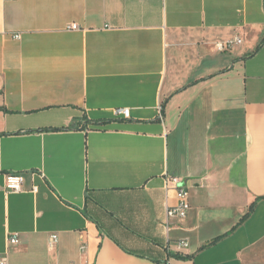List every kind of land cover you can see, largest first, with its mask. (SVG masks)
I'll list each match as a JSON object with an SVG mask.
<instances>
[{
  "label": "crops",
  "instance_id": "obj_1",
  "mask_svg": "<svg viewBox=\"0 0 264 264\" xmlns=\"http://www.w3.org/2000/svg\"><path fill=\"white\" fill-rule=\"evenodd\" d=\"M1 257L264 264V0H0Z\"/></svg>",
  "mask_w": 264,
  "mask_h": 264
},
{
  "label": "built area",
  "instance_id": "obj_2",
  "mask_svg": "<svg viewBox=\"0 0 264 264\" xmlns=\"http://www.w3.org/2000/svg\"><path fill=\"white\" fill-rule=\"evenodd\" d=\"M72 29H76V26H72ZM18 37V36H17ZM239 43V40L236 41ZM228 45V44H227ZM220 50H224V46L219 47ZM114 115L117 117H121L123 119L129 118V110L128 109H117L114 111ZM23 184V176L20 174H8L5 177V189L10 192L18 193L22 189ZM166 187H174L177 190L178 194V203L167 209L166 216L168 220L174 221H182L186 219L187 214L190 210V204L188 201V193L181 185V181L177 178H166L165 179ZM35 190V189H34ZM52 242H56V237H52ZM17 243L16 236H12L8 238V244L14 245ZM185 242H180L179 246L184 247ZM0 264H7V260L5 257L0 258Z\"/></svg>",
  "mask_w": 264,
  "mask_h": 264
},
{
  "label": "trees",
  "instance_id": "obj_3",
  "mask_svg": "<svg viewBox=\"0 0 264 264\" xmlns=\"http://www.w3.org/2000/svg\"><path fill=\"white\" fill-rule=\"evenodd\" d=\"M258 48H259V47H258ZM253 208H254V205H252V206L250 207L249 212H248L247 215H249V214L252 212ZM176 257H177L178 259H183V258L180 257V256H176Z\"/></svg>",
  "mask_w": 264,
  "mask_h": 264
}]
</instances>
